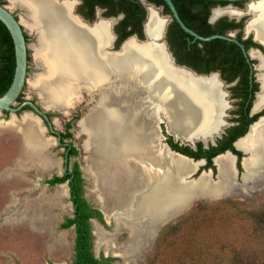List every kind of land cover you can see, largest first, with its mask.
<instances>
[{"label":"bare ground","instance_id":"bare-ground-1","mask_svg":"<svg viewBox=\"0 0 264 264\" xmlns=\"http://www.w3.org/2000/svg\"><path fill=\"white\" fill-rule=\"evenodd\" d=\"M10 1L25 10V17L20 20L36 32V44L32 45L34 58L47 70L35 76L30 87L41 97L42 104L53 105L65 113L83 91L99 92L79 122L80 130L87 135L83 146L90 153L84 166L95 187L100 166L108 194L123 205V218L119 217L122 211L115 209L116 215L114 209L110 212L121 224L125 220L132 236L122 247L124 253H132L137 245L136 226L145 227L138 237L142 235L147 240L153 226L173 211L185 209L196 198L228 193L233 182L232 157L224 154L216 159L218 178L214 183L206 173L196 180H185L186 175L195 172L199 162L170 154L167 148L158 146L152 127L153 111L145 107L154 98L156 107L165 113L170 130L181 138L210 135L216 129V116L222 107L214 76L196 78L182 69L171 68L164 50L151 41L137 44L131 37L119 51H105L110 38L107 21L100 20L93 27L82 25L71 14V0ZM249 6L253 17L246 30L254 31L256 38L264 42V0ZM225 10L226 14L240 13ZM214 12L218 14L221 10ZM162 22L156 10L149 7L145 28L150 37L158 34ZM255 51L251 50L252 57L256 56ZM260 67L264 68V62L261 61ZM258 79L261 90L256 108L264 105V73ZM205 86L210 90H198ZM144 91L148 93L146 102L141 100ZM8 123L26 134L23 140L26 146L41 152L44 167L54 163L46 152L49 141L42 137L35 119L26 115ZM237 145L250 152L242 161L243 181L258 177L264 168V118ZM63 192L62 187L56 189L55 202ZM99 228L96 226L94 230L96 245L111 244Z\"/></svg>","mask_w":264,"mask_h":264},{"label":"rangeland","instance_id":"rangeland-1","mask_svg":"<svg viewBox=\"0 0 264 264\" xmlns=\"http://www.w3.org/2000/svg\"><path fill=\"white\" fill-rule=\"evenodd\" d=\"M71 1H73V9L71 10V14L73 15L74 8L76 10L77 4L75 0ZM3 4H6L18 18L22 19L25 17V10L21 6L12 5L10 0H4ZM147 6L148 5H146V7ZM246 6L247 4H243V7H240L239 10H235V7L233 8L235 12L238 10L236 13H239L240 11L239 15H236L235 13H232V16H229L226 13L224 15L229 19L235 18L236 20H239L245 18V22H243L244 24H247L253 15L246 11ZM156 10L161 16L170 21L169 15L163 13L161 7H157ZM96 15L97 17L93 22L84 23L80 21V23L86 27H93L100 20H106L109 32L111 33V31L113 32L114 25L120 18L102 16L101 8H96ZM25 30L29 38L28 44L30 45L34 42V35H32L26 28ZM247 31L250 32L246 33L244 30L242 31L244 37H247L252 33L251 30ZM232 32L234 33V31ZM35 37L37 38L36 35ZM111 43L112 37L110 43L104 46V48L113 50L112 44H114V42ZM29 56L30 70L27 75L26 93L22 98L34 99L38 104L43 105L41 97L31 89L30 85L35 76L45 74L47 69L44 65H40L36 62L33 49L29 50ZM257 61H259V65L261 63L259 56L257 57ZM222 89L228 93L225 85L222 86ZM147 94L148 93H145L144 91L141 97L142 101H147ZM97 95L98 91L92 93L83 91L80 98L78 97L74 101L75 103L71 104L70 108L68 107V110L65 113L53 105L45 106L47 108L50 107L56 109V111L52 110V118L57 130L62 129L61 125L67 120H70L73 125L71 128L73 133L72 139L79 151L77 160L79 161V165L83 168L84 174L87 178V197L93 205L101 208L102 212L103 222L101 223L95 220L94 224L98 226V228H101L99 229L111 243L96 245L97 237L94 235L93 246L97 257H111L112 260L108 264H147L149 258L154 252L156 243L159 241L161 231L167 225L188 215L197 205L203 206V218L199 219L201 216L199 215L193 219L194 221L192 220V222H190V219L186 223H183L184 228H189L190 224H196V222H199L201 226H207V224L213 226L214 229H216L214 230L217 232L216 234H221L222 238L226 237V239H228L227 241L224 238L226 242L231 243L230 241H233L232 244H228L229 247L224 253L225 258L227 259L237 253L245 254V256H255V254L261 255V252L257 250V242L256 238H254L253 230H255L256 226L254 218L259 217L258 213L264 210V169L260 172L258 177L246 181H243L242 179L244 169H242V173L239 176H237L233 169V182L227 194L212 198H196V201H192L178 216L167 221L163 225L156 224L157 226H153L154 229L152 228V235L147 240L144 239V236L142 235L138 237L140 232L142 234L145 232V227L140 228V226H136V233H139L136 237L137 245L132 253H124L122 247L132 236L127 231L125 220L123 219V224H121L120 221L118 219L116 220L110 212L113 209H117V206H120L121 203L116 197H111L110 194H108L109 192L107 190L105 176L103 175L104 173L100 172L98 174L99 182L97 181L98 185L95 187L91 181H89L90 177L86 174L87 170L84 166L85 159L90 153L83 146L84 141L87 139V135L80 130L79 122L84 112L94 103ZM225 99L227 101H225L224 104L226 107H224V124L227 123L225 118L228 113L227 108L230 106L228 95L225 96ZM153 102L152 99L150 102L148 101V106H145L147 108L146 110L156 111ZM58 111H60V113ZM25 112L31 113L29 110L22 111L19 115H16V117H11V119L14 118L15 120H20L23 115H26L24 114ZM220 112L221 108L218 110L216 117L219 116ZM2 118L6 119L5 114H0V119ZM155 121L156 118L153 111V126ZM8 122L5 123V127H10L9 129H11L12 126L9 125ZM1 124H3V122L0 121V127H2ZM154 128L156 130V127ZM223 128L224 127H219V131ZM17 129V133L15 134H13L12 131L9 132L0 129V264H46L49 261L55 263L71 262L74 255V230L73 227H61L64 217L70 214V204L68 202L67 193L65 194L64 192L65 197L61 198L59 202L53 200L56 189L60 186L64 187L65 185L61 184L48 187L42 184V179L44 177L53 172L57 167L60 168L58 166L59 158L63 152V148L58 147L55 138L48 135L45 128L40 126L42 137L49 141L46 150L47 155L51 157L55 163L52 166L43 168L42 166L44 165L40 158V151L33 149L30 150L28 147H25L23 139L26 134L22 132L20 127H17ZM199 136H194L190 139H182L184 141H192L193 139L201 137ZM158 137L159 136L157 135V141ZM246 151L245 153L248 154L249 151ZM24 163V174L16 169H12V167H21ZM203 173H201V171L198 172L200 175ZM198 174L193 172L186 175L184 178L185 180H196L200 176H198ZM206 174L213 183L214 181H217L218 171H216L214 175L211 170ZM23 175L25 176L23 179L25 185L22 184L21 188H26H24L26 194L21 192L22 190H18L19 186L17 185L19 180L23 178ZM11 188H14V191L16 192L20 191V194H18L16 199L18 204L13 207H5V203L14 201L12 200L14 196L12 198L9 196V190H11ZM27 189H30L29 194ZM28 200L30 201V210H28ZM176 234V232L171 233L172 236L169 238H173Z\"/></svg>","mask_w":264,"mask_h":264},{"label":"trees","instance_id":"trees-1","mask_svg":"<svg viewBox=\"0 0 264 264\" xmlns=\"http://www.w3.org/2000/svg\"><path fill=\"white\" fill-rule=\"evenodd\" d=\"M155 6L161 7L163 13L170 15V11L164 0H148ZM182 21L191 29L200 35H210L214 33L226 34L227 31L237 29L236 38L243 43L245 48L249 46L257 47L264 51L259 43L252 40L251 35L242 39V29L245 18L236 20L229 19L226 15L217 18L213 23L209 22L210 10L212 7L220 4H227L226 1L214 0H172ZM4 0H0L3 3ZM246 1H236L235 5L243 7ZM102 9L104 17H118L113 30L117 33V39L114 42V49H117L121 42L130 35L136 34L140 39L143 35V21L146 16V7L140 0H80L76 7V12L84 19L92 22L95 18V8ZM244 21V22H243ZM26 37V35H25ZM165 41L169 50L175 56L177 62H186L192 64L205 72L221 69L223 72L238 70L244 64L245 57L240 47L232 42L221 38H214L208 41L194 40L192 36L186 33L179 24L172 18L167 25ZM29 59V57H28ZM15 56L14 46L11 35L0 20V96L8 89L14 72ZM235 75L229 77L232 79ZM258 89L255 83L253 91ZM22 94V93H21ZM18 97L22 98L21 95ZM29 107L28 105L23 108ZM8 112V111H4ZM19 113V112H18ZM70 128V121L67 122ZM71 136V132L66 133ZM168 143L172 148H178L171 142V136L168 135ZM200 146V141L197 142ZM187 156L197 158L202 153H194L188 146L179 148ZM72 153L77 154L78 150L72 148ZM208 157V164H211L210 154L204 153ZM209 166V165H207ZM76 181L78 183L77 193L82 192L81 182L83 177L79 170V164L75 163ZM198 169L195 174H198ZM64 177L49 179L47 182H61ZM78 206L76 213L72 218H66L62 227L66 228L75 224L76 237L74 242V256L71 262L46 264H108L111 257H96L92 250V234L88 221L90 216H95L103 222L102 213L98 209L91 210L84 198H77ZM203 206L197 205L188 215L167 225L159 235V241L156 243L154 252L147 264H264V210L255 217L254 238L257 242V250L261 255L245 256V254H234L231 258H225L224 253L231 243L226 242V237L216 234L214 227L207 224L201 226L199 222L190 224L189 228H184L183 223L195 219L201 215L203 218ZM194 221V220H193ZM186 225V224H185ZM177 233L173 238H169L171 233ZM225 238V240H224Z\"/></svg>","mask_w":264,"mask_h":264},{"label":"flooded vegetation","instance_id":"flooded-vegetation-1","mask_svg":"<svg viewBox=\"0 0 264 264\" xmlns=\"http://www.w3.org/2000/svg\"><path fill=\"white\" fill-rule=\"evenodd\" d=\"M140 1L142 2V0H140ZM146 1H148V0H146ZM148 2H150V1H148ZM79 3H80V0L77 3V5ZM96 8H100V7L97 6ZM96 8H95V12H94L95 13L94 20L97 17ZM74 12L77 13L76 10H74ZM79 16H81V15H79ZM84 20L88 21L86 19H84ZM88 22L90 23V21H88ZM24 27H25V25H24ZM26 29L32 35H34V42L29 45L30 46L29 50L30 49L32 50V45H34L36 43V37H35L36 32L34 30L32 31V30H30L28 28H26ZM166 29H167V27H166ZM243 30L244 29H242V31ZM232 31H234V36H236V33H237L238 30L237 29H233V30H229L227 32H232ZM113 33L115 35L113 42H115L116 39H117V33L114 32V30H113ZM165 33H166V31H165ZM242 34H243V32H242ZM25 35H26V39H27V42H28L29 38H28L27 34H25ZM249 35H251V38L253 40L252 34H249ZM109 37L110 38L108 39V43L106 45H108L110 43V41H111V37L112 36H111L110 32H109ZM246 38H248V36L244 37V35H242V39H246ZM164 40H165V34H164ZM250 47L257 48V47H254V46H249L246 49H248ZM114 48L115 47L113 45L112 49L116 50ZM103 49L105 51H107V52H114V51H110V50L105 49V48H103ZM29 50H28V52H29ZM168 50H169V48H168ZM259 50L264 55V51L261 50V49H259ZM169 52L173 56L174 61H175L176 64L184 66L186 68H190L193 71H195L196 73L206 74V75H208L210 73H217V77L215 75H212V76H214L216 78V82H217L218 85H219V81H218V79H219L222 82V86L225 85V87L227 88V92H228L227 95H228V101L230 102V106L227 108L228 109V113H227V116L225 118L227 123L222 126L224 128L215 137V140L213 142L208 140L207 143L205 144L203 141L198 140V141H200V146H198V144H197L198 141H196L193 146L190 145V144H184V143L181 144L178 140H175L174 137L171 134L166 133L164 124L160 125V130H161L162 134L164 135V139L162 141L166 142L168 144V146L172 150L178 151V152L183 153V154L186 153V152H184V149L183 150H177V149L184 148L186 146H188L194 153H196V152L197 153H199V152L202 153V155L198 156L197 158H194L192 156H189V157H192L195 160H198V162H199L198 163V166H199L198 169L200 171H202L203 169L211 170L213 175L217 171V166H216V163H215L216 159L220 155L229 154L232 157V167H233L234 171L236 172L237 176L241 175L242 169H244L243 166H242V159L247 154L245 153V150L243 148L239 147L237 144H238L240 139H242V138H244L246 136V134H247V132L249 130V127L250 126L252 127L255 124L254 122H256V120H258V118L261 115H264V105H262V106H260L258 108L255 107L256 92L259 90V82H260L259 79L256 80V77L258 78V75L260 73H264V68L260 67V64L258 65L259 61H257V57L259 56V53L257 51H255L256 52V56H253L254 58H251L249 60V62L246 61V59H245L243 66L241 68H239L238 70L235 69V70H230V71H227V72H223L221 69H217V70H214V71L205 72V71H202V70H198V68L196 66L192 65V64H188L186 62H177V60H176L175 56L172 54V52L170 50H169ZM28 57H30V56H28ZM177 69H179V68H177ZM29 70H30V68L28 67V71ZM259 71H261V72H259ZM257 73H258V75H257ZM233 75H235V76L232 79H229V77H231ZM250 76L252 78L251 81L249 80ZM255 83L257 84L258 89L256 91H253V87H254ZM201 88L202 89L205 88V90H210L206 86L205 87H201ZM95 91L96 90L91 91V93L95 92ZM97 97H99V92H98ZM25 99L26 98L17 99V102H16L15 105H19ZM32 100L34 101V99H32ZM259 108H262V109H261V111L257 112V109H259ZM29 109H30V107L24 108V110H29ZM4 114H5V117L7 118L9 112H4ZM19 114H20V112L17 115H19ZM46 114H47L48 118L51 119L52 112H46ZM26 115H28L32 119H35L36 122L38 123V126H39V122L36 119V117L34 118L32 115H29V114H26ZM26 115H23L22 118L24 116H26ZM82 118H83V116L81 117V119ZM68 121H70V120H67V121L63 122V124L61 125L62 129H60V130H57L55 128V125H54L53 128L57 131V133H55V134H53L50 130L46 131L48 135L52 134L55 137L59 136V143H56V145L58 147H60V148H63V152H62V154H61V156L59 158V165L58 166L60 168L57 167L56 169H54L53 172H51L50 174H48L46 177H44L42 179V184L46 185L48 187H53V186L61 185V184L65 185L64 187L63 186H60V187L63 188L65 194L67 193L68 202L70 204V214L66 215L64 217L63 223L66 222V218L74 217V215L76 213V208L78 206V203L76 202L77 198H84L86 200V202L88 203V206H89V208L91 210L98 209L101 212V208H98L97 206L93 205L89 201V199L87 197V181H86L87 178H86V176L84 174V171H83V168L81 167V165H79V170L81 171V176L83 177V181L81 182V187H82L83 190H82V192L77 193V188L76 187H78V183L76 181V173H75V169L74 168H75V163L77 162L79 164V161L77 160L78 153L77 154H73L72 153V148H75L77 150H78V148L75 146L74 141L72 139L73 133L71 131V128H72L73 125H72V123L70 121L71 126H70V128H68L69 127L67 125ZM152 122H153V117H152ZM42 125L48 127L47 126V121L44 118H42V123H41L40 126L42 127ZM152 127H154L153 123H152ZM216 129H217V127H216ZM67 132H71L72 135L71 136H67V134H66ZM15 133H17V132H15ZM15 133H13V134H15ZM168 135L171 136V142L173 144H175V146L178 147V148H172L169 145V143H168ZM23 144H24L25 147H28L30 150L33 149L30 146H26L24 141H23ZM33 150H38V149H33ZM203 152L204 153L208 152L210 154L209 158L211 160V164H208V157L206 155H204ZM40 154H41V152H40ZM170 154H173V153H170ZM173 155H175V154H173ZM52 160L53 159L51 158V161ZM53 164H55V163H53ZM207 165H209V166H207ZM24 167H25V163L21 167H18V166L16 168L12 167V169H16L19 172L24 174L25 173L23 171ZM42 167L43 168H47L48 166L47 167L42 166ZM263 169L264 168L261 169V172H262ZM100 172L104 173L103 169L100 166H98V174ZM4 175H6V174H4ZM64 176H65V179L63 181H61V182H53V183L47 182V180H49V179H54L56 177H64ZM24 177L25 176L23 175V178H21L19 180V183L17 185L19 186L18 190H20V191L22 190L21 192H24L26 194V191L24 190L25 187L21 188L22 184H24V181H23ZM89 181H91V183L93 184L91 178L89 179ZM29 190L30 189H27L28 194L30 193ZM20 191L16 192V191H14V188H11V190H9V196H11V198L14 196L12 198V200H14V201H11L10 203L9 202L5 203L4 206L5 207L16 206L18 204V202H15V201H16V199L18 197V194H20ZM64 192H63V196L61 198L65 197ZM59 200L56 201V202H59ZM28 210H30V201L29 200H28ZM116 210L114 209V211H115L114 214L115 215H116ZM114 214H113V216H114ZM95 220L99 221L98 218L95 217V216H90L88 218V221H89L90 227H91V231L90 232L92 234V250H93V252H94L93 237L95 235L94 230H95V227H96V225L94 224ZM99 222H101V221H99ZM62 225H61V227H62ZM69 227H73V230H74V242H75V237H76L75 224H71L70 226H68L66 228H69ZM62 228H64V227H62ZM94 255H95V252H94ZM98 257H100V256H98Z\"/></svg>","mask_w":264,"mask_h":264},{"label":"water","instance_id":"water-1","mask_svg":"<svg viewBox=\"0 0 264 264\" xmlns=\"http://www.w3.org/2000/svg\"><path fill=\"white\" fill-rule=\"evenodd\" d=\"M9 1V0H7ZM214 1H226L227 4L225 5H216L214 7L211 8L210 10V15H209V22H214L217 18L223 16L225 13H226V10L224 11L225 8H231L236 10L238 9L239 10V6L235 5L234 2L236 1H246L245 3L243 4H247V8H246V11L252 13L253 15V10L252 8L249 6L250 3H255V2H258L259 0H214ZM76 4L79 2V0H75ZM164 2L166 3V5L168 6L169 8V11H170V15H169V18L170 20L172 18L175 19V21L179 24V26L186 32L188 33L189 35L192 36V41L194 40H201V41H208V40H211V39H214V38H221V39H225V40H228V41H232L234 43H236L241 51H242V54L243 56L245 57L246 61L249 62V60L251 58H254L252 57L251 55V50H256L259 55H260V59L262 62H264V55L260 52V50L258 48H253V47H250L248 49L245 48V46L243 45L242 42H240L235 36H234V33L233 32H227L226 34H218V33H214V34H210V35H207V36H204V35H200L198 34L196 31H194L193 29H191L190 27H188L183 21L182 19L180 18L178 12H177V9L173 3L172 0H164ZM142 3L145 5H148L146 7V16H145V19L143 21V35H144V38L143 39H140L138 38L135 34L133 35H130L128 36L127 38H125L118 49L116 50H110V51H119L120 48L122 47V45L124 44V42L126 40H128L129 38L133 37L135 42L137 44H144L146 43L147 41H151L153 44L155 45H160V47L164 50V54L166 56V59L168 61V64L171 68H179V69H183L184 71H186L190 76H193V77H196V78H206V77H209L213 74H215V76L217 77V73H210L208 75L206 74H199V73H196L195 71H193L192 69L190 68H186L184 66H181V65H178L175 63L174 61V58L173 56L170 54L169 50H168V46H167V43L166 41L164 40V34H165V31H166V27L168 25V21L169 19L161 16L158 11L156 10L157 6H155L154 4H152L151 2H148L146 0H142ZM149 7H152L153 9L156 10V14L157 16H160L163 20V22L161 23V26L159 27L158 29V34H156L155 36L153 37H150L147 32H146V28H145V25H146V22H147V19H148V15H149ZM21 8V7H19ZM22 9V8H21ZM73 9V8H72ZM221 10V13H218V14H215V10ZM75 10V8H74ZM237 10V11H238ZM245 14V13H244ZM73 15L81 22H84V23H88V21H85L81 16H79L77 13L73 12ZM229 16H232L231 14H227ZM247 15V14H246ZM245 16V15H243ZM120 17V16H118ZM248 17V15H247ZM253 17V16H252ZM235 19V18H234ZM252 19V18H251ZM250 19V20H251ZM0 20L5 24V26L7 27L10 35H11V38H12V41H13V46H14V56H15V66H14V72H13V77H12V80H11V83L8 87V89L0 96V114H4V111H8L9 112V117H7L6 119L2 118L0 119L1 122H3V124L5 125L6 122H8L11 117H16V115L18 114V112H22V111H26L24 110V106L28 105L30 107L29 112H25L24 114H29V115H33V117H36L39 121V124L41 125L42 123V118H44L46 121H47V126H44L42 125V127L45 128V130H50L53 134L57 133V131L53 128L54 126V123H53V118L51 117V119L48 118L46 112H53L52 110H55L56 109H52V108H47L41 104H38V102L36 100H32L30 98H27L25 99L23 102H21L19 105H15L16 102H17V99L18 97L20 96V94L23 95L26 93V86H27V75H28V67H29V59H28V56H29V44L27 42V39L25 37V34L26 33V30H25V27L23 25V23L21 22L20 18H18L14 13L13 11H11V9H9V7L6 5V4H3V3H0ZM249 20V21H250ZM246 25L247 24H244V31L246 33L250 32V31H247L246 30ZM253 33V34H252ZM252 33V36H253V40L257 43H259L260 45H262V47L264 48V42L261 41L260 39L256 38V34L255 32L253 31ZM111 36H112V43H113V40H114V33L111 31ZM111 43V44H112ZM114 44H112V47H113ZM43 69V67H42ZM258 75V73H257ZM249 80L251 81L252 78L250 76ZM256 80H258V78L256 77ZM219 81V85L217 86L216 88V91L220 94V99H221V102H222V107H221V112L219 114V116L217 117V125L215 127H217V129H215V131H213L210 135H206L205 137L204 136H201L200 138H197V139H193L192 141H184L179 135H175L169 128V124H168V120H167V117L165 115V113L158 109L156 107L157 103H156V100L154 98H151L155 106V110L154 111V115H155V118H156V121L154 122V127H156V131H157V135L159 136L158 137V145L159 146H162L161 148H167V150L169 152H172L173 154L175 155H178V156H181V157H184V158H188V159H191L193 162H197L198 160H195L194 158L192 157H189L183 153H180L178 151H175V150H172L168 144L164 141H162L164 139V135L162 134L161 130H160V125L161 124H164V127H165V131L166 133L168 134H171L175 140H178L181 144L184 143V144H190V145H194L196 141L198 140H201L203 141L205 144L207 143L208 140L210 141H214L215 140V137L219 134V127H222L223 124L225 123L224 122V107H225V101H227L225 99V96L227 95V93L222 89V82L218 79ZM199 91H202L204 92L203 89L201 88H198ZM260 91V84H259V90L256 92V95L257 93ZM226 108V107H225ZM51 109V110H50ZM262 108H259L257 109V112L258 111H261ZM68 110V108L66 109V111ZM60 113V111H58ZM62 113V112H61ZM264 118V115H261L258 120H256V122H259L261 119ZM254 122V123H256ZM253 125V124H252ZM10 127H5V126H2L0 127V129H3V130H7V131H12L13 133L17 132V127H11V129H9ZM250 128L251 126L249 127V130L248 132L250 131ZM219 131V132H218ZM247 132V134H248ZM246 134V135H247ZM51 137H55L54 135H50ZM55 142L56 143H59V136L58 137H55ZM246 151V150H245ZM248 152V151H246ZM230 153V152H229ZM250 156V152L245 155L243 157V159L247 158ZM242 159V161H243ZM199 168V166H197L195 172L197 171V169ZM210 170H202L201 173H208ZM200 174H198L199 176ZM197 176V177H198ZM196 177V178H197ZM195 178V179H196ZM121 206V207H120ZM118 206L117 210L119 211H122V213H120L119 217L121 216V218H123V207L122 205ZM182 212V210H178V211H173L164 221H161L159 223H157L158 225H163L165 224L167 221H170L171 219H173L174 217L178 216L180 213ZM115 219V218H114Z\"/></svg>","mask_w":264,"mask_h":264},{"label":"crops","instance_id":"crops-1","mask_svg":"<svg viewBox=\"0 0 264 264\" xmlns=\"http://www.w3.org/2000/svg\"><path fill=\"white\" fill-rule=\"evenodd\" d=\"M1 126H5L4 124H1ZM16 202V201H15Z\"/></svg>","mask_w":264,"mask_h":264}]
</instances>
